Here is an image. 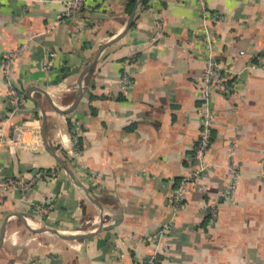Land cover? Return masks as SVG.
I'll list each match as a JSON object with an SVG mask.
<instances>
[{
    "label": "crops",
    "instance_id": "1",
    "mask_svg": "<svg viewBox=\"0 0 264 264\" xmlns=\"http://www.w3.org/2000/svg\"><path fill=\"white\" fill-rule=\"evenodd\" d=\"M64 2L0 0V174L29 183L0 202V264H264V0H205L207 20L197 0ZM204 27L224 90L206 92ZM203 107L204 189L173 211Z\"/></svg>",
    "mask_w": 264,
    "mask_h": 264
},
{
    "label": "built area",
    "instance_id": "2",
    "mask_svg": "<svg viewBox=\"0 0 264 264\" xmlns=\"http://www.w3.org/2000/svg\"><path fill=\"white\" fill-rule=\"evenodd\" d=\"M197 1L199 2L200 5L203 20H207V18H210V14L208 12V7L205 0H197ZM88 8L89 5L87 4V0H65L62 9V15L70 16ZM204 31L206 34L205 47L208 50L207 63L203 75V81L205 83L206 92L208 91L207 89L208 86H210V84L213 82H215L216 86H218L220 89L224 90L226 88L225 80L228 78V74L230 70L223 67L214 57H212V55L210 54L212 48V39L207 34L208 32L205 27H204ZM22 50H23V46H19L13 50H9L5 55L3 67L5 68V71L7 73L9 72L11 62L16 58L17 55H19L22 52ZM128 85H129V78L127 76H124V82L122 84V88L127 90ZM9 92L11 93V100L13 102L14 107L18 108L23 102L21 92H19V90L14 89L12 87H10ZM206 97L207 96L205 95L204 98ZM209 124H210L209 110L206 107H203V110L201 111V130L199 133V139L193 152L190 155V158L193 159L194 167H192V169L181 178L178 186L172 190L171 208L173 211H176L179 208H181L185 194L190 186L204 189V185L200 183L199 178L203 176L205 172V168H206L205 154L211 143ZM75 141L77 140L75 139ZM3 144L4 141L3 140L0 141V147ZM5 144L9 148L18 145L17 133L10 140H6ZM230 171L236 174V169L234 166H232V164L230 166ZM235 185H236V181L235 179H233L232 182L227 184L223 194L226 197L229 196L231 190L235 187ZM12 187H19L24 190L29 187V183L17 177H13V176L3 177L0 174V202L3 200L4 197H6V195L9 193ZM167 227L168 224H165L160 228L159 232L163 234L167 229ZM144 264H155V256H151L147 258Z\"/></svg>",
    "mask_w": 264,
    "mask_h": 264
},
{
    "label": "water",
    "instance_id": "3",
    "mask_svg": "<svg viewBox=\"0 0 264 264\" xmlns=\"http://www.w3.org/2000/svg\"><path fill=\"white\" fill-rule=\"evenodd\" d=\"M133 18V13L131 14L130 18H129V21L126 25V28L129 27L130 23H131V20ZM117 38V37H116ZM116 38H114L113 40H115ZM113 40H111L110 42H112ZM110 42H108L107 44H109ZM95 62V59L90 63L89 66H87V68L85 69V71L83 72V74L88 71L89 67ZM42 114H43V133H44V136H45V133H46V114H45V111L42 109ZM60 162L62 164H64L61 160ZM25 225L29 228V229H32V230H39V231H42V230H50L54 233H57L59 236L61 237H65V238H77V237H84V236H88L90 235L92 232L90 233H85V234H81V233H65V232H60L59 230L57 229H53V228H44V227H35L33 226L29 221H27L26 219H23ZM4 229V228H3ZM3 229H2V232L0 233V243H1V240H2V236H3ZM95 231V230H94Z\"/></svg>",
    "mask_w": 264,
    "mask_h": 264
},
{
    "label": "trees",
    "instance_id": "4",
    "mask_svg": "<svg viewBox=\"0 0 264 264\" xmlns=\"http://www.w3.org/2000/svg\"><path fill=\"white\" fill-rule=\"evenodd\" d=\"M126 1H127V5H126L127 11L131 12L137 0H126Z\"/></svg>",
    "mask_w": 264,
    "mask_h": 264
}]
</instances>
